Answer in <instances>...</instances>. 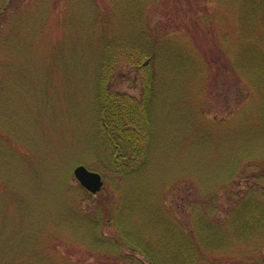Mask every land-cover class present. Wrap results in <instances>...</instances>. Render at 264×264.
Returning a JSON list of instances; mask_svg holds the SVG:
<instances>
[{
	"label": "rangeland",
	"instance_id": "rangeland-1",
	"mask_svg": "<svg viewBox=\"0 0 264 264\" xmlns=\"http://www.w3.org/2000/svg\"><path fill=\"white\" fill-rule=\"evenodd\" d=\"M26 1L17 0L13 13L21 20L14 54L6 45L2 58L18 61L22 87L14 72L7 80L15 87H0V264H17L30 253L41 264H168L171 254L159 250L162 236L154 233L165 225L156 216L173 228L175 247L168 248L175 255L184 242L199 247L198 221L207 235L224 230L222 223L230 229L225 208L240 198L260 203L264 216V57L249 47L252 40L264 50L256 32H264V0ZM139 28L150 35L147 42L170 38L189 46L163 53L167 87L150 91L147 160L123 176L104 161L98 137V89L105 74L96 46L105 42L107 29L109 37L135 42L142 38ZM233 44L242 48L240 75L253 87H235L228 66ZM71 45L80 51L61 83L47 87ZM176 58L178 67L191 65L186 70L192 78L181 79ZM112 79L113 91L140 97L127 66ZM80 164L102 174L101 194L81 187L73 172ZM260 224L251 228L261 235L258 245L229 244L243 256L228 264H264ZM145 239L162 255L152 257ZM198 251L212 253L205 245Z\"/></svg>",
	"mask_w": 264,
	"mask_h": 264
},
{
	"label": "trees",
	"instance_id": "trees-1",
	"mask_svg": "<svg viewBox=\"0 0 264 264\" xmlns=\"http://www.w3.org/2000/svg\"><path fill=\"white\" fill-rule=\"evenodd\" d=\"M33 2L34 0H31L27 3L28 5H31ZM17 4V0H0V87H6L7 82H9L8 87H15V83L9 79L10 76L7 80L8 74L10 75V73L13 72L16 75V78L19 76V84L22 87V83H20L21 70L18 61L11 55H7L10 58V61L2 59L6 56V45L7 51L9 50L8 54H14L12 48L14 49L16 44H18L17 40H15V36L20 38L19 36L21 35L18 30L19 26L21 27L20 16L17 15L15 17L14 15L15 12L18 11L15 9L18 6ZM105 15H103V11L100 12V17L103 16L102 20ZM31 28L32 27H27L28 30H31ZM145 32V28H139L137 33L142 35V38L135 40V42H128L127 38L117 39V37H109L110 30L107 29L105 32L107 36L105 38V42L101 41L96 46L97 50L100 51L97 66H100L101 71L105 74L104 84L98 89V132L100 133L98 137L105 144V149L102 152L105 154L103 156L104 161L111 167L124 171L123 176L129 172H137L147 160V149L153 128V117L149 112V108L146 110L147 102L151 96L150 91L152 90V87H167V80H165L167 71L166 68H169V66L165 62V54L163 53L172 48H175V50L182 49L185 51L186 49L188 50L187 47L189 46L188 44H185L184 48L183 44L177 45L173 42L175 39L170 38L165 39L166 41H161L162 44L159 43L158 37H153L149 42H147L150 35L146 37L144 34ZM256 32L259 33V39H264V32H262L261 28ZM235 36L236 40L238 38V34ZM256 37L251 36L250 39ZM194 43L195 42L190 43V46L193 48ZM234 45L235 44H233L229 49L231 56L228 59V66H231L233 71H235V87L237 85V87H253L249 80L240 75V67L238 65L241 66L240 55L242 54V48L235 49ZM116 46H120V48H122L118 50L115 48ZM249 47L253 48L264 57V50L256 47L252 40ZM69 49V52L65 53L63 60L61 61L62 67L59 64L58 66H55L54 72L56 77L51 74L49 75L46 81L47 87H49L51 82H53L52 87H54V84L57 82L61 83V79H63L62 74H64L63 71L68 65L69 60L74 58L80 51L79 47L77 48L74 45H71ZM196 52L200 55L199 51L196 50ZM176 59L178 62L172 61V63L177 67V70L180 71L179 74L182 75L181 79H187L189 77L192 78V72L186 70L190 68L191 65L183 63L181 64V67H178L177 63L179 64L181 59ZM208 63L210 64L209 61ZM92 64H94V61ZM129 65L132 68L129 67ZM123 66H127L129 70L133 72V82H135V85L137 83V87H140L141 98L133 97L128 99L125 94L113 91V87H115V85H113L112 75L113 73L118 74ZM50 67H53L51 63ZM42 84H44L43 81ZM176 86L182 87L180 82H178ZM2 132L3 131L0 128V135H3L1 134ZM95 142L96 150H98L99 142L97 140H95ZM101 193L102 191L96 195ZM259 204L260 203L250 202L249 200L247 201V199L244 200L240 198L238 203L225 208L227 214H230L229 224L231 228H226L222 223L224 230L213 235V230H211L209 235L205 232H201L202 227L200 225V221H198L194 230L198 229L199 235L202 236V238L199 241L201 244H197H199V247L205 245L206 249L210 250L212 253H207L206 251L200 253L198 251L199 247L194 245L195 241H190L189 243L184 242V245L182 244L177 246L175 251L178 252L176 255L173 254V251L168 248V245L172 244L173 246L171 248L175 247V241L171 239V235H173V228L165 219H163L164 217L156 216L163 220L165 225V228L162 231L154 230V233L159 234L160 238L162 236V242H159L164 245V247L159 248V250L162 252L166 251L171 254L165 262H168V264H228L235 262L237 260L236 258L243 256L242 251L240 249L232 250V246L229 244H235L233 246H236L240 243L243 245V243L249 241L256 246L260 242L261 235H253V230L251 229L255 228L257 225H261L260 222L264 221V216H261V211H257ZM86 224V226L90 225L88 221ZM191 233L197 235L196 231ZM42 235L47 239V230L44 231ZM135 237L137 239H142V237L140 238L137 235ZM102 239L103 238H100V240ZM238 239H240V242L237 241ZM144 241V246L149 248V252L152 257H155L158 254L162 255V253H159V250L157 252L154 250V248L157 249L155 243L152 244L149 239H145ZM158 247H160V245H158ZM21 251L24 250H19L18 252ZM213 251L216 252L214 253ZM0 255L3 256V253ZM34 257L35 255L32 256L31 253L29 255H24L20 257L17 264H41ZM150 263L154 264L155 262L152 259Z\"/></svg>",
	"mask_w": 264,
	"mask_h": 264
},
{
	"label": "water",
	"instance_id": "water-1",
	"mask_svg": "<svg viewBox=\"0 0 264 264\" xmlns=\"http://www.w3.org/2000/svg\"><path fill=\"white\" fill-rule=\"evenodd\" d=\"M73 172L81 186L90 193L96 194L102 190L104 180L100 172L90 169L84 164L76 166Z\"/></svg>",
	"mask_w": 264,
	"mask_h": 264
}]
</instances>
